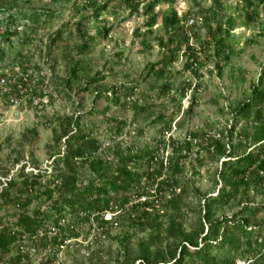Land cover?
Returning a JSON list of instances; mask_svg holds the SVG:
<instances>
[{"label":"rangeland","instance_id":"1","mask_svg":"<svg viewBox=\"0 0 264 264\" xmlns=\"http://www.w3.org/2000/svg\"><path fill=\"white\" fill-rule=\"evenodd\" d=\"M93 1L98 6L106 5L98 18L94 17L89 0H0V27L4 31L16 28L8 35L9 39L0 30V51L4 52L0 70H29L39 84L46 86L53 101L50 110L40 117L27 105L19 108V115L12 114V109L0 108L1 176L7 174L20 182L23 178L19 170L25 161L33 168L43 169L46 160L57 159L64 151V143L63 139L58 145L55 143L54 130H60L67 121L73 124L76 118L79 129L90 134L89 138L101 145L110 142V149L118 146L128 155L136 150H151L165 132L182 145L189 133L220 134L227 142V131L235 120L229 145H237L240 131L251 132L256 112L242 118L234 110L248 99L264 70V5L257 7V19L247 21L242 0H158L154 7L156 24L152 33L145 36L146 17L142 11L154 0H140L137 13L123 9L120 0ZM169 7L178 16L201 19L193 27L195 34L187 28L190 44L201 48L197 75L184 69L189 61L184 46L175 54V61L168 65L161 63L168 60L166 50L158 45L156 38L163 37L165 41L169 37L162 29V16ZM217 27L229 32L225 37L226 49L219 57L214 53V40L208 32L217 34ZM77 28L83 36L93 38L86 53H78L81 39ZM104 30L108 33L103 36L100 33ZM205 42L209 48L202 50ZM172 48L170 45L169 49ZM74 64L72 79L70 69ZM160 70L163 72L159 73ZM262 83L264 87V80ZM163 84L169 86L168 91H163ZM191 105V113L187 114ZM257 110L264 119V102ZM158 115L162 119L157 122ZM201 140L192 143L189 158L182 161V174L175 179L180 193L184 192L179 200L177 222L186 232L197 227L198 210L204 198L215 196L220 187L217 176L220 162L210 158ZM102 151V158L114 164L118 162L117 156ZM168 152L175 155L171 148ZM146 164L143 159L128 166L142 173ZM58 168L56 172L64 171L61 163ZM91 175L88 169L79 172L81 180L87 181ZM110 196L119 200L122 194L110 193ZM239 200L264 203V184H251L245 194L240 192L227 205L216 206L215 217L232 216L241 208ZM55 204L63 208L67 221L77 220L70 211L72 208L60 201L58 193L51 200L43 195L32 199L26 211L31 215L39 208L47 211L52 220L57 215L51 208ZM112 207L115 214L110 216L115 225L104 224L101 228V222L95 218L94 226H87L86 222L82 226H70L79 234L76 239L62 248L37 244L36 251L29 254L30 264H128L124 248L132 257L138 245L150 242L149 238L157 232L150 227H130L126 219L129 209L118 207L117 202ZM15 212L20 210L13 202L0 198L3 222L14 221ZM174 213L163 203L159 240L152 243L151 249L160 243L167 249L172 239L167 237L166 227ZM136 214L131 212L133 216ZM251 221L264 222V212ZM203 224L206 231L207 223ZM14 255L13 250L4 260Z\"/></svg>","mask_w":264,"mask_h":264},{"label":"trees","instance_id":"2","mask_svg":"<svg viewBox=\"0 0 264 264\" xmlns=\"http://www.w3.org/2000/svg\"><path fill=\"white\" fill-rule=\"evenodd\" d=\"M158 0L149 2L143 9L142 14L146 17L145 36L152 33V28L156 24L157 14L154 13V7ZM243 6L246 9L244 16L247 21H253L258 18L256 11L257 7L264 5V0H242ZM90 7H94V17L98 18L100 12L105 9V4L98 6L93 0L88 2ZM120 5L123 9H127L130 13H137L141 6L140 0H120ZM221 8V5H219ZM249 9V10H248ZM189 16H178L176 11L169 7L168 11L162 16V29L169 35L167 40L163 37H157L158 45L166 50V59L162 60V64L168 65L175 61V54L180 51L181 46H184V53L188 54L189 61L184 65L186 71H191L197 75V70L200 69L199 51L201 48H196L190 44V37L187 35V28H190L194 33V26L185 27L184 22ZM79 27V26H78ZM80 33V49L79 54L86 53L90 47L89 43L93 38H87ZM214 40L215 55L219 57L226 49L225 37L229 36L227 30L222 31L217 27V34L208 31ZM224 32L225 36L220 33ZM108 30L102 31L100 34L105 35ZM8 30L4 31L7 35L5 39H9ZM217 35V36H216ZM59 37V33H57ZM264 37V34H263ZM55 38L52 39V42ZM202 46V50L209 48L208 42ZM173 45L172 49L169 46ZM4 56V52L0 51V59ZM76 65L70 69V78L75 77ZM160 70L159 73H162ZM264 70L262 71L257 85H255L246 101L237 105L234 110L237 117L247 118L251 111L256 112V119L251 126V132L242 130L238 134L237 145H229L232 138L233 130L237 121L235 120L227 131V142L220 134L209 136L204 133H189L184 139V144L177 143L174 145V156L170 157L167 175L175 185L178 186L176 176L182 174V161L189 158V153L193 147L192 141L202 138L201 142L205 146L210 158L220 162L217 176L220 177L218 191L215 196L205 197L202 208L198 210L197 227L186 232L177 222L179 213H177L179 200L182 194L172 197L165 205L176 211L170 215L169 224L166 227L167 237L172 239L167 249L159 246L151 249L152 243L159 240L160 223L159 219L162 215L157 213H149L145 210L148 204H136L128 208L126 219L132 228L150 227L157 233L151 236L150 242L140 243L134 252V256L129 257L127 249L124 248L126 263L134 264H264V222H253L258 214L264 212V203L253 204L248 201L239 200L241 208L230 217H215V207H223L228 204L231 199L237 197L246 190L251 184L262 186L264 184V119L260 116V111L257 106L264 102ZM69 84V81L67 82ZM163 91H168L169 86L162 85ZM82 90H85L82 89ZM100 96V94H97ZM107 98V95H104ZM194 103V99L192 104ZM192 105L187 109L186 113L190 114ZM162 115H158L156 121H160ZM166 124L165 128H168ZM90 134L82 132L79 129L77 118L71 124L67 121L65 126L60 130H54V141L58 145L64 140V151L53 160V171L51 177H47L44 172H24L25 165L20 167V176L23 178L20 182L13 177L7 182L6 186L0 190V198L6 199L8 202H13L20 212L12 214L16 217V221L3 222L0 216V264H19L22 255L20 254V240L22 235H27L31 241V236L35 235L39 230H46V225H57V220L64 217L63 208L57 204L51 208L56 211L57 215L54 219L49 220L50 214L47 211L36 209L30 215L27 213V208L31 204L32 199H38L41 195L45 196L46 200H51L58 193L60 201L72 208L76 215L83 211L89 213H100L104 211H113L112 205L117 202L118 207L124 208L128 204V197L125 195L133 183L139 182L143 175L152 177L154 174H161V166L154 169V173L147 170L152 161L155 149L151 150H136L133 155L124 154L119 150V147L108 148V153L118 157L116 164L101 157L99 151L101 144L94 138H89ZM229 141V142H228ZM178 142V141H177ZM203 147V146H202ZM201 147V148H202ZM241 150V153L237 152ZM184 152V153H183ZM105 153V151H104ZM59 154V153H57ZM199 156H197L198 158ZM146 159V169L142 173L129 168V164L136 163ZM134 162V163H133ZM60 163L63 165L64 171H58ZM55 165V166H54ZM88 169L92 175L88 180H81L79 172ZM2 174V173H1ZM7 177V174H2ZM58 180V183L56 181ZM86 181V183H84ZM216 183L218 181L214 180ZM83 183V185H80ZM110 193L122 194L119 200L116 197L110 196ZM24 198H21V196ZM56 202V201H55ZM112 203V204H111ZM165 207V206H164ZM131 212H136L135 216ZM99 215V214H97ZM96 215V220L100 221V227L108 223ZM84 221V219H80ZM207 223L206 231L203 223ZM75 227L67 226L60 228V236L44 237L35 242V245L41 244L42 247L49 244L59 246L65 238H76L79 236L74 230ZM32 242V241H31ZM14 250L15 255L8 258L4 257ZM26 260L29 258L27 256ZM130 262V263H129ZM47 263V262H46ZM44 263V264H46ZM30 264V263H29ZM41 264V263H40ZM52 264V263H49ZM116 264H121L117 262Z\"/></svg>","mask_w":264,"mask_h":264},{"label":"built area","instance_id":"3","mask_svg":"<svg viewBox=\"0 0 264 264\" xmlns=\"http://www.w3.org/2000/svg\"><path fill=\"white\" fill-rule=\"evenodd\" d=\"M198 23H201V19L197 20L191 18L190 16L184 22V26L190 27L195 26ZM1 31H4V28L0 27ZM9 32L16 30L15 27H11L8 29ZM0 31V33H1ZM3 33V32H2ZM2 35V34H1ZM1 38V36H0ZM45 83V82H44ZM53 104L52 98L48 95L46 86L44 84H39L37 79L33 76V74L29 70H6L5 68L0 70V108H9L12 109V114L19 115V108L22 105L29 106L37 116H42L47 113ZM217 137H219L217 135ZM65 139H63L64 142ZM178 140H175L165 132L159 140H157L154 144L153 149H155V154L153 155L152 161L150 162L147 170L149 172L154 173V169L160 168L161 166V174H154L152 177L147 175H143L140 178L139 182L133 183L129 189V191L125 194L128 197V204L125 205L124 209L131 208L136 204H148L149 206L145 207V210L149 213H157L163 214V203H166L172 197L178 195L180 193V189L177 185H175L170 177H168V166L170 162V148L173 152L172 142H175V146L177 147ZM192 143L196 144V140H193ZM112 146L110 142H104L99 151L108 150ZM184 153V152H183ZM55 157L49 158V160L45 161L43 169L33 168L27 161L24 162L25 165L24 171L37 173L38 171L44 172L46 176L49 178L52 174L53 168V160ZM11 176H1L0 175V190H2L7 182L10 180ZM58 183V180L56 181ZM112 204V203H111ZM116 207V206H115ZM99 214L100 218L104 219L106 224H116L113 223L112 216L115 214L114 211L108 210L100 213H89V212H79L76 215V221L73 220L70 222L67 221L65 215L62 218L57 220V225L48 224L46 225V230H39L35 235L31 236V241L28 240L27 235H22L20 240V254L22 255L19 264H29L30 258L29 254L34 253L36 251L35 242L40 238L44 237H52V236H60L59 229L66 228L67 226H82L86 222L87 226H94L95 215ZM112 215V216H110ZM80 219H84V221H80ZM16 221V217L14 219ZM77 238V237H76ZM76 238H65L62 241V244L58 246V248H62L66 244H68L71 240ZM30 243L31 246H27ZM27 256L29 260H26ZM54 257L57 258L55 254ZM54 263V262H53ZM7 264V263H6Z\"/></svg>","mask_w":264,"mask_h":264}]
</instances>
